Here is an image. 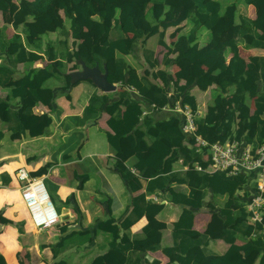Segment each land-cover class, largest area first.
I'll list each match as a JSON object with an SVG mask.
<instances>
[{
	"label": "trees",
	"instance_id": "16d2710c",
	"mask_svg": "<svg viewBox=\"0 0 264 264\" xmlns=\"http://www.w3.org/2000/svg\"><path fill=\"white\" fill-rule=\"evenodd\" d=\"M56 1L63 23L55 29L54 38L45 32V46L42 36L28 43L26 23H51L49 8ZM17 11L23 14L22 22L11 33L9 25ZM0 17L4 21L0 26V87L7 90V96L0 98V111L11 141L46 134L52 123L50 113H36L35 107L42 105L53 112L56 93L66 87L69 67L79 68V60L89 68H106L108 82L119 87L115 97L103 96L111 130L106 136L114 155L121 151V139L128 142L135 172L119 161L118 173L131 193L138 195L121 224L116 225L113 218L99 220L98 228L108 231L112 239L108 251L90 264H128L127 254H138L124 232L144 216L147 223L142 235L134 239L154 235L156 215L164 205L147 201L145 194L158 192L181 208L172 224V246L162 249L168 264H264L262 226L252 227L247 221L248 193L237 196L249 178L208 173L205 151L197 154L186 145L192 142L182 134L177 114L162 120L143 115L151 105L162 109L176 103L188 105L195 113L197 105L190 91L205 92L214 86L211 104L194 119L195 135L210 144L239 139L253 147L264 145V57L250 55L244 60L240 56L242 47L264 52V0H0ZM181 25H185L182 34L167 45L166 31ZM82 31L96 36V44L89 49ZM202 31L209 41L200 48ZM148 41L162 51L160 62L155 50L147 47ZM140 55L146 68L142 72L125 58ZM198 62L201 66L193 68ZM36 63L41 66H34ZM160 63L164 69L157 68ZM20 64L25 69L17 81L14 69ZM170 66L181 76L167 72ZM50 82L58 88H51ZM96 99L91 97L92 102ZM142 151L145 156L140 155ZM195 165L203 171L195 170ZM183 166L188 168L181 169ZM209 192L218 209L210 213L205 229L199 232L194 228L195 216ZM217 240L228 245L223 254L208 249ZM159 249V244L148 247L151 252ZM252 254L254 259H250ZM140 256L137 264L142 262ZM0 264H5L1 256Z\"/></svg>",
	"mask_w": 264,
	"mask_h": 264
},
{
	"label": "crops",
	"instance_id": "0c3cea01",
	"mask_svg": "<svg viewBox=\"0 0 264 264\" xmlns=\"http://www.w3.org/2000/svg\"><path fill=\"white\" fill-rule=\"evenodd\" d=\"M67 9L70 12L73 10L69 2ZM49 15L52 18L51 23L47 24L42 21L26 23L30 31V35L27 38L28 43L38 39L45 32L51 33L48 35L54 38L55 29L61 27L63 23L58 1L50 6ZM75 17L81 22V18L78 15H75ZM22 18L23 14L20 11L13 15L11 26L9 25L11 33H14V27L20 25ZM3 22V18L0 17V26L4 24ZM184 28L185 25H181L177 28L168 29L165 35V43L169 46L172 45L177 36L182 34ZM81 33L88 49L96 44L97 40L94 32L82 31ZM46 36H42L44 46L47 42ZM129 36L130 38L132 37V35ZM208 41L207 32L202 31L199 36L200 48L208 44ZM70 42L71 40H69ZM147 47L153 51L155 50L156 58L160 62L163 56L160 48L150 41L147 42ZM250 55L264 57V52L240 48V56L244 60H247ZM125 58L128 63L136 67L140 72L142 70L145 71L146 68L143 65L144 62L141 55L139 57L126 56ZM171 58L173 57L171 56ZM0 60L3 61L2 58ZM34 66L40 67L41 64L36 63ZM198 66H201L199 62L193 68ZM157 68L164 69L161 63ZM24 69L25 66L21 64L14 69V80L18 81L21 79ZM78 70H80V66L76 68V66L71 65L68 73ZM165 70L176 77L181 76L175 66H170ZM67 74V85L61 89L62 93L59 91L56 93L53 112H49L42 105L35 107L36 113H50L52 118V123L44 136L29 138L24 135L20 139L11 141L6 132V126L2 123L0 111V133L3 134L0 146L1 142L6 139H9L14 144L17 143L18 152L14 156L18 155L19 158H17L19 161L18 166L12 174H9L3 167L0 171V256L5 264H56L58 261L64 264H90L94 258L102 256L108 251L112 239L108 231L98 228L99 220L104 221L113 218L116 225L121 224L131 210L134 197L138 195V193H131L126 182L121 179L118 173L120 168L119 161L122 163L121 166L130 168L131 172L134 171L131 168L133 159L128 142L126 139H121V151L119 154L114 155L106 136L111 133V130L107 125L109 117L104 112L103 96L104 94H114L115 97V93L119 90L118 85H115V91L105 93L88 80L70 84V78ZM214 79V77L211 78L212 81ZM50 87L58 88V85L50 82ZM213 87L205 92L198 91L195 88L190 91L197 105L195 117L203 115L206 107L211 104ZM130 90L134 92L132 88ZM94 95L97 96V99L92 102L91 97ZM6 96L7 90L0 87V98L4 99ZM87 107H90L89 110ZM144 112H146V115L153 117L154 120H162L173 114L169 109H152L150 107L145 109ZM82 117L87 119L82 124V127L90 126L92 127V132L72 140L70 136L80 133L81 127L78 119ZM69 119H72L71 125L66 123V120ZM68 139L70 143H67ZM39 142H42L48 148L41 147L30 151L29 154H22L21 147ZM58 144H62V146L55 150ZM10 149L11 147L9 146L2 148L4 154L0 158L1 165L10 155ZM140 155L145 156L146 152L142 151ZM71 167L76 170L72 173V181L68 182L61 176V173L63 172L62 169ZM20 168H25L32 178H34V175L36 176L34 179L42 182L47 194H49L48 196L57 204L60 212L59 216L68 215L67 220L63 222L60 220L56 225L48 229L37 231L31 226V221L30 224H27L25 220L19 218L17 209L13 207L7 197H5L6 199L3 198L1 193L2 191H16L21 197L22 185L16 178V171ZM91 176L96 179H92ZM4 180L9 183L3 185L2 182ZM14 181H17L18 184L14 185ZM175 189L185 191L184 187L180 186H175ZM53 190L55 193H53ZM153 196H156L158 200L154 201L152 199ZM145 199L164 205L163 210L156 215L154 235L146 240L134 239L142 235V228L147 223V219L144 216L137 223L131 225L124 233L131 240L132 249L141 254L140 261L142 262L140 264H168V258L162 249L172 246V224L177 219L181 208L170 203L164 193H146ZM19 207L20 205L17 206V208ZM23 209L29 216L24 204ZM217 209L218 206L215 199L212 198L210 192L207 193L203 199L202 208L195 216V230L203 232L209 221L210 213L216 212ZM4 210L5 214H1ZM8 224L15 226L17 233L22 236L19 248H16L14 243L6 241L3 226ZM105 227L109 228L111 225L105 224ZM29 228H33L34 232L26 235ZM121 231L123 230L121 229ZM40 233L45 235L42 236ZM154 244H159L160 249L154 252L148 251V247ZM227 248L228 245L221 240L208 244V249L214 254H223ZM138 254L136 256L131 253L127 254L128 264H137ZM254 257L255 254H252L250 259H254Z\"/></svg>",
	"mask_w": 264,
	"mask_h": 264
},
{
	"label": "built area",
	"instance_id": "2783aa9c",
	"mask_svg": "<svg viewBox=\"0 0 264 264\" xmlns=\"http://www.w3.org/2000/svg\"><path fill=\"white\" fill-rule=\"evenodd\" d=\"M150 108L157 109L151 105ZM169 109L177 114L181 120L180 130L192 142L186 145L201 154L205 151L210 162L208 173L223 172L227 176H247L249 184L253 185V194L246 197L245 209L248 213L247 221L250 226L261 225V235L264 240V145L254 148L244 140L234 139L224 143H208L203 138L195 135L196 126L194 123L195 114L188 105L176 103ZM146 115V112H143ZM177 167H181V160ZM183 166L181 169H187ZM194 169L203 171L200 166L195 165ZM134 172V171H133ZM17 180L22 185L21 198L27 209L31 226L42 231L52 227L59 222V215L55 211L49 196L41 181L32 178L25 168L16 171ZM244 194V193H243ZM152 199L158 200L156 196ZM254 236V234H253Z\"/></svg>",
	"mask_w": 264,
	"mask_h": 264
},
{
	"label": "rangeland",
	"instance_id": "374dc122",
	"mask_svg": "<svg viewBox=\"0 0 264 264\" xmlns=\"http://www.w3.org/2000/svg\"><path fill=\"white\" fill-rule=\"evenodd\" d=\"M212 96L214 97V95H212ZM78 120H79V124L81 127L80 133H76V134L72 135V137L70 136V139H72V140L75 139L76 137L79 138L81 136H84V134H90L92 132V127H90V126L82 127V124L87 121V119L85 117H82ZM66 123H68V125H71L72 119L66 120ZM67 143H70L69 139H68ZM5 146L11 147V149L9 150L10 155L3 161L2 165L0 164V171H1V168L3 167L4 169H6L8 171L9 174H12L16 170L18 163H19V161L17 160L18 155L14 156V154L18 152V150H17L18 144L12 143L9 139L2 141L1 146H0V158L4 154V151L2 150V148ZM61 146H62V144H58L56 146L55 150H58ZM41 147L48 148L45 144H43L42 142H39V143H33V144L25 145V146L21 147V151H22V154H29L30 151H32L34 149L41 148ZM62 170H63V172L61 173V176H63L68 182L72 181V173L76 169L74 167H71V168H66V169H62ZM34 177H36V176H34ZM92 179H96V178L92 177ZM16 184H18L17 181H14V185H16ZM101 191L104 192L103 190H101ZM53 193H55L54 190H53ZM243 193H249L250 195H252L254 193L253 192V185H250L249 183H247V185H245L241 191L237 192V196L241 197L243 195ZM1 195H3V198L7 197V199L12 203L13 207L17 209V213L19 214V218L25 220L27 224H30L29 216L25 213V211L23 209V202L21 200V197H19L18 192H16V191H13V192L2 191ZM49 198H50V201L53 204L56 212L59 214L60 212L58 211L57 204H55L53 202V200L50 196H49ZM18 205H20L19 208H17ZM1 214H5V210L2 211ZM33 232H34L33 228H29L26 232V235H30ZM3 233L6 235V241L7 242H12L16 245V248H19L20 238L22 236H20L17 233L15 226H13L11 224L4 225L3 226ZM40 235L44 236L45 234L40 233ZM58 262H56V263H58Z\"/></svg>",
	"mask_w": 264,
	"mask_h": 264
},
{
	"label": "water",
	"instance_id": "95a60500",
	"mask_svg": "<svg viewBox=\"0 0 264 264\" xmlns=\"http://www.w3.org/2000/svg\"><path fill=\"white\" fill-rule=\"evenodd\" d=\"M77 64L80 66V70L67 74L70 78V84L88 80L102 92L108 93L116 90V86L112 85L107 80L108 72L106 68H104L103 72L98 65H95L93 68H89L81 60H79ZM139 124H141V122ZM67 219L68 215L59 216V220H61V222Z\"/></svg>",
	"mask_w": 264,
	"mask_h": 264
},
{
	"label": "clouds",
	"instance_id": "9594fccd",
	"mask_svg": "<svg viewBox=\"0 0 264 264\" xmlns=\"http://www.w3.org/2000/svg\"><path fill=\"white\" fill-rule=\"evenodd\" d=\"M179 168V167H178ZM135 172V171H134ZM56 211V210H55ZM58 214V213H57ZM59 215V214H58ZM60 221V220H59ZM56 225V224H55ZM54 226V225H53ZM36 230V229H35ZM38 231V230H37Z\"/></svg>",
	"mask_w": 264,
	"mask_h": 264
}]
</instances>
